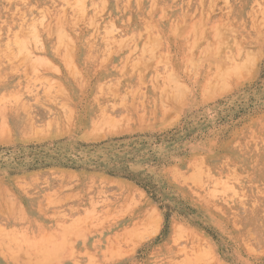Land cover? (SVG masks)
<instances>
[{"label":"rangeland","instance_id":"1","mask_svg":"<svg viewBox=\"0 0 264 264\" xmlns=\"http://www.w3.org/2000/svg\"><path fill=\"white\" fill-rule=\"evenodd\" d=\"M34 1L0 2V264H264V0Z\"/></svg>","mask_w":264,"mask_h":264},{"label":"bare ground","instance_id":"2","mask_svg":"<svg viewBox=\"0 0 264 264\" xmlns=\"http://www.w3.org/2000/svg\"><path fill=\"white\" fill-rule=\"evenodd\" d=\"M90 1V0H89ZM93 1V0H92ZM0 2H2V0H0ZM23 3V2H25L27 5L29 4V2H28V0H20V3ZM98 2V1H97ZM13 3V2H12ZM19 3V4H20ZM62 3V2H61ZM71 3V2H70ZM73 3V2H72ZM47 4V0H37V1H34L32 4H31V6H33V7H39V6H43V5H46ZM24 5V4H23ZM222 6V5H221ZM44 7V6H43ZM224 7V6H223ZM8 8V7H7ZM19 8V7H18ZM23 8H26L25 6L23 7ZM45 8V7H44ZM58 9V8H57ZM68 9V8H67ZM95 9V8H94ZM99 9V8H98ZM31 10V9H30ZM54 10V9H53ZM69 11V10H68ZM99 11V10H98ZM7 13V12H6ZM5 13V14H6ZM11 13V12H10ZM16 14V13H15ZM54 14V13H53ZM75 14V13H74ZM95 14H96V11H95ZM71 15H72V13H71ZM222 15V14H221ZM11 16H13V15H11ZM18 16V15H17ZM20 18V17H19ZM69 18V17H68ZM26 19V18H25ZM52 19V18H51ZM86 19V18H85ZM88 19V18H87ZM70 20V19H69ZM2 21H4L5 23H7V24H13V25H16V18L13 16L12 18L11 17H8V16H5L4 14H3V12H1L0 11V32L1 31H3V29H2V26L3 25H5L4 23H2ZM22 22V21H21ZM23 22H25V21H23ZM22 24V23H21ZM27 25V24H26ZM12 28V27H11ZM19 29V28H18ZM12 34V33H11ZM182 35V34H181ZM37 36H38V38H43L42 36H44L43 35V33H39V31H38V33H37ZM42 40V39H41ZM81 41V40H80ZM230 50V49H229Z\"/></svg>","mask_w":264,"mask_h":264},{"label":"crops","instance_id":"3","mask_svg":"<svg viewBox=\"0 0 264 264\" xmlns=\"http://www.w3.org/2000/svg\"><path fill=\"white\" fill-rule=\"evenodd\" d=\"M80 54H81V51H80ZM80 67H82V65H81ZM81 69H82V68H81Z\"/></svg>","mask_w":264,"mask_h":264}]
</instances>
